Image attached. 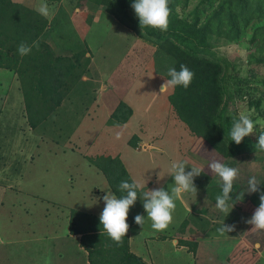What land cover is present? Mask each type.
<instances>
[{
    "label": "rangeland",
    "instance_id": "1",
    "mask_svg": "<svg viewBox=\"0 0 264 264\" xmlns=\"http://www.w3.org/2000/svg\"><path fill=\"white\" fill-rule=\"evenodd\" d=\"M13 1L38 13L41 3H47L50 14L45 17L49 22L57 19L68 24L66 29L75 33L88 52L69 78L73 85L61 104L36 127L23 116L25 97L20 81L11 75L13 72L0 70V234L8 240L23 237L39 251H47L43 264H70L77 257L84 264V251H79L68 229L70 233V220L76 221L78 215L75 212L99 218L104 208L100 198L109 188L95 165L102 162L98 158L108 156L120 159L132 181H146L139 189L136 213L142 206L144 191L158 187L171 190V162L186 161L189 167L204 169L194 179L196 196L186 193L176 199L172 223L162 235L180 232L181 223L196 219L190 213L192 206L208 205L214 185L221 184L209 170V163L215 159L230 164L190 134L179 120L169 101L173 89L161 92L170 61L157 45L139 38L101 7L88 6L83 0ZM199 1L179 0L174 11L181 19L201 21L209 5L198 6ZM247 39L242 36L235 42H221L211 53L228 63L230 109L237 114L251 113L255 123L252 136L256 137L264 130V67L251 63L257 44L252 46ZM47 42L57 56H69L58 46L61 40L51 37ZM254 102H259L258 108L251 105ZM121 103L131 111L126 123L110 120L109 111ZM142 144L147 148H141ZM231 167L240 170L234 184L240 185L238 194L244 192L239 201L246 202L248 178L255 175L261 181L264 177V155L240 156ZM180 204L188 211L182 212ZM221 214L224 220L227 216ZM144 216L145 223L137 228L151 227L147 214ZM208 226L204 232L210 239L197 253L195 250L191 264H230L226 261L230 241L218 237L228 234H219L220 225ZM256 233L262 238L257 264H264V231L251 228L247 236L232 245L242 247L244 242H252ZM236 250L229 253V258ZM249 256L252 260V254ZM158 262L169 264L170 260L160 258Z\"/></svg>",
    "mask_w": 264,
    "mask_h": 264
},
{
    "label": "trees",
    "instance_id": "2",
    "mask_svg": "<svg viewBox=\"0 0 264 264\" xmlns=\"http://www.w3.org/2000/svg\"><path fill=\"white\" fill-rule=\"evenodd\" d=\"M83 1L88 6L101 7L139 38L157 45L158 51L170 61L171 67L179 70L180 65L184 64L194 73L188 88L178 86L169 97L173 112L190 134L202 139L229 162L230 167L240 156L264 155L255 146L259 134L264 130L258 131L256 137H245L239 145L231 141L230 128L238 114L230 109L231 98L227 94L229 66L211 53L221 42L231 43L242 36L248 37L252 46L257 44L251 55V63L264 67V0H200L198 6H209L202 20L195 19L194 22L181 19L174 11L179 0H170L171 14L167 31L140 26L131 8L134 0ZM67 26L57 19L49 22L29 6L12 0H0V69L13 72L20 81L25 97L24 112L32 127L43 122L61 104L73 85L69 78L88 52L87 46L75 33L66 29ZM51 37L61 40L58 46L62 51L69 52V56H57L54 53L47 43ZM22 42L28 45L38 42V47H33L29 55L21 57L17 49ZM262 81L264 85V77ZM258 104L254 102L251 105L258 108ZM126 108L124 104H119L110 120L126 123L131 115L130 109ZM130 145L135 147L132 143ZM98 160L102 162L95 167L106 179L110 191L117 197L123 195L118 190L119 183L122 180L131 183L132 180L120 159L108 156ZM213 188H210L213 190L209 200L215 204L221 184ZM239 189L240 185L234 184L233 200ZM260 193H264V177L260 181V191L247 197V201L255 208L259 206ZM136 209L134 205L129 209L130 223L134 222ZM73 214L71 217H74ZM75 214H78L75 215L76 221L70 220V233L82 235L80 245L88 252L90 264H146L129 252L128 232L122 243L117 245L103 232L99 218L78 212ZM83 218H88L89 222L83 221ZM178 244L195 254L196 243L179 241ZM235 252L229 259L231 264H237L240 256V251Z\"/></svg>",
    "mask_w": 264,
    "mask_h": 264
},
{
    "label": "clouds",
    "instance_id": "3",
    "mask_svg": "<svg viewBox=\"0 0 264 264\" xmlns=\"http://www.w3.org/2000/svg\"><path fill=\"white\" fill-rule=\"evenodd\" d=\"M170 0H134L131 4L139 25L147 28L167 31L169 25V16L171 14ZM42 16L50 14L47 3H41L38 8ZM33 47H38V42L32 45L22 42L17 49L18 54L23 57L31 53ZM167 75L169 79L161 86V92L168 89H175L178 86L188 88L193 79L194 73L184 64H181L179 70L175 67L168 69ZM255 123L248 111H240L238 117L233 119L229 136L232 142L239 145L245 137L254 133ZM261 152H264V132L258 136L255 145ZM186 168L190 170L186 171ZM211 173L215 174L221 183V192L216 196L215 209L226 216L235 202L232 199L234 182L240 175V170L235 167L227 166L220 160H212L208 165ZM204 169L197 166L189 167L186 161H174L169 165V175L173 178L171 190H165L158 187L143 192V210L147 214V219L151 221V227L155 231H164L172 223L173 213L176 209V199L182 198L186 193L194 196L197 194V188L194 185V179L201 175ZM145 186L146 181L134 180L129 182L122 180L118 185V190L123 195L117 197L113 192H106L100 199L103 200L104 208L99 216V223L103 232L117 245H120L126 236L129 225L126 222L129 209L135 204L138 197V190L141 186ZM260 191V181L255 175L247 180L248 194ZM244 192L235 196V200L239 201ZM232 202V203H230ZM135 224L143 226L145 216L137 214L134 217ZM252 225V231H264V193L259 195V206L254 210L250 219L246 221ZM235 230V225H226L223 222L218 228L220 235ZM258 247V245H257Z\"/></svg>",
    "mask_w": 264,
    "mask_h": 264
},
{
    "label": "crops",
    "instance_id": "4",
    "mask_svg": "<svg viewBox=\"0 0 264 264\" xmlns=\"http://www.w3.org/2000/svg\"><path fill=\"white\" fill-rule=\"evenodd\" d=\"M20 4H23V3H20ZM0 70L4 72H9L8 70H5V69H0ZM11 75L14 77H17L13 73H11ZM10 79L11 77H8V80ZM23 102H24L23 116H25V112H24L25 111V101L23 100ZM113 112L114 110H110L109 115L111 116ZM141 148L146 149L147 145L142 144ZM207 193L208 192H206V194ZM208 202H209L208 205H203L202 203L199 206H197V204H194L190 210L191 211L190 213L196 219H194V221L191 223L186 222V221L181 223L180 224L181 231L171 236L162 235L167 230L158 232V231H155L154 229H151V227L149 226L147 227L148 229L147 228L145 229L137 228L136 227L137 224H135V222L130 223L127 217L126 222L129 225V230H128L129 252L135 255L136 257L140 258L146 264H161V262H158V259L160 258L161 259L167 258V260H170L169 264H187L189 261H190L189 264H191V260L194 261L193 253L190 252L187 247L179 246L178 242L187 241V242L196 243L197 244L196 253H197V250H199V248L201 247V244H203L205 241L210 239V237H207L210 235L204 232V230H206L205 228H207L208 225H216V224L221 225V223L223 222L226 225H235V230L227 233L228 235L226 237L218 235L219 239L230 241L229 246L231 247L228 252V255H226L227 256L226 261L229 263V259H230L229 253L230 252L232 253L234 249L238 248V250H241V251L239 252L240 256L237 260V263L240 262V264H245L244 262L247 260L246 262L249 264H257L260 258L258 256L261 253L260 251L261 246H260L259 241L262 240L259 234L256 233L252 239V242H244L242 247L239 246L240 248L232 245V243L235 240H239L243 238L244 235L245 236L248 235V232L252 228V225L247 224L246 221L251 218V215L253 214L256 208L253 207L248 201L246 202L243 200L236 201L234 199V201L232 202L239 203V206L234 205L232 209H230V212L228 213L227 217L224 220H222L221 217L223 214H221V212L215 209L214 207L215 204L212 203L209 199H208ZM136 204H137V201L134 204L135 207H136ZM180 206H181L182 212H186V210L188 209L187 207H184L181 204ZM78 213L86 214L82 212H78ZM137 214H141L143 216L146 214L143 210V206L140 207L139 212ZM202 216L203 218H201ZM228 218H231L232 221H229ZM79 223L81 224L82 222H79ZM145 233L147 235H145ZM68 234H69V237H72V239L75 240V244L77 248L79 249V251L82 253L84 251L83 253L84 255H82L84 256V259H83L84 264H90L88 261V252L80 245V239L82 235L80 234L72 235L69 233V229H68ZM9 241L11 242L10 248L12 250L8 249ZM244 247L246 248L245 250H244ZM39 250L40 249H36V247H34L29 240H25L23 237L22 238L17 237V238H12L8 240L6 236L4 237L0 234V264H43L42 259L48 258L47 256L48 252L39 251ZM250 254H252L253 256L252 262H251V259L248 260L250 258L249 256ZM224 256L225 255H223V257ZM70 264H81V263L77 257L75 261H71Z\"/></svg>",
    "mask_w": 264,
    "mask_h": 264
}]
</instances>
